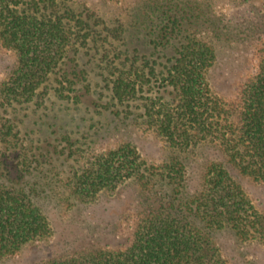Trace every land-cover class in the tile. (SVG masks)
I'll return each instance as SVG.
<instances>
[{
    "label": "trees",
    "instance_id": "trees-1",
    "mask_svg": "<svg viewBox=\"0 0 264 264\" xmlns=\"http://www.w3.org/2000/svg\"><path fill=\"white\" fill-rule=\"evenodd\" d=\"M73 3L0 0V49L16 57L0 83V261L51 234L35 198L38 167L46 180L51 172L43 166L51 165L52 146L36 139L24 118L45 109L50 97L78 100L75 85L87 75L75 70L77 59L90 52L117 116L176 151L209 146L222 159L206 160L198 188L188 193L179 156L156 165L124 142L89 157L84 143L61 134L65 159H71L66 186L76 198L91 201L131 181L144 208L125 244L83 248L42 264H230L214 233L228 230L240 242L264 243V212L228 169L264 183V35L256 39L254 73L228 101L211 90L214 40L198 35L205 23L186 0L144 1V52L125 46L121 27L106 26Z\"/></svg>",
    "mask_w": 264,
    "mask_h": 264
},
{
    "label": "rangeland",
    "instance_id": "rangeland-1",
    "mask_svg": "<svg viewBox=\"0 0 264 264\" xmlns=\"http://www.w3.org/2000/svg\"><path fill=\"white\" fill-rule=\"evenodd\" d=\"M146 0H74L75 9L87 8L95 12L108 27H121L122 41L128 49L144 52L142 26L143 3ZM199 22H204L198 35L214 40L216 59L208 72L212 92L232 101L240 84L252 75L256 65V39L264 35V0H186ZM225 6L230 14H217ZM200 11V12H199ZM91 52L78 57L75 70L86 71L87 80L75 85L79 99L74 102L50 97L45 109L33 114L27 111L25 127L35 131L36 139L47 141L52 159L48 180L37 173L40 189L35 201L50 224L51 234L46 241L30 244L15 256L0 264H42L60 256L70 255L83 248L126 243L133 223L143 210L142 198L135 183L127 181L112 193L101 192L94 200L81 201L67 185L71 159H65L60 135L66 133L71 141H79L84 155L104 152L130 142L149 163L160 164L172 156H179L186 167V190L195 191L201 179L203 164L212 158L222 159L212 147H199L182 153L170 148L152 131H144L130 119L114 112L109 105V91L102 82L101 69ZM93 58V59H92ZM16 62L13 53L0 49V83L7 79ZM89 85V88L87 85ZM53 146L56 152L53 153ZM89 154V155H87ZM233 180L257 210L264 212V183L229 168ZM214 241L230 264H264V243L240 242L228 230L214 233Z\"/></svg>",
    "mask_w": 264,
    "mask_h": 264
},
{
    "label": "clouds",
    "instance_id": "clouds-1",
    "mask_svg": "<svg viewBox=\"0 0 264 264\" xmlns=\"http://www.w3.org/2000/svg\"><path fill=\"white\" fill-rule=\"evenodd\" d=\"M217 14H223L225 16L229 15L230 14V8L225 6L224 8L222 9H218V10H215Z\"/></svg>",
    "mask_w": 264,
    "mask_h": 264
}]
</instances>
